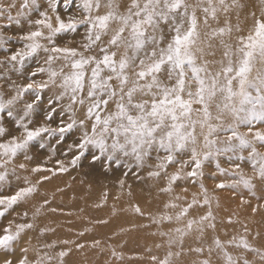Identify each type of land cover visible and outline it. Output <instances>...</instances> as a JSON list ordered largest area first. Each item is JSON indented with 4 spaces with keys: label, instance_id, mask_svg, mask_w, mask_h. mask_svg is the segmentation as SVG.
Wrapping results in <instances>:
<instances>
[{
    "label": "snow or ice",
    "instance_id": "6c2138e0",
    "mask_svg": "<svg viewBox=\"0 0 264 264\" xmlns=\"http://www.w3.org/2000/svg\"><path fill=\"white\" fill-rule=\"evenodd\" d=\"M13 28L17 33L9 34ZM0 81V218L82 159L129 171L147 166L148 178L163 180L158 192L169 197L147 218L176 225L159 232L168 251L151 256L152 264H187L190 253L198 257L192 264H214V256L221 264H249L228 249L259 251L244 236L209 233L218 229L219 193L230 192L241 206L251 197L253 214L264 209V0H0ZM72 134L78 135L63 152L71 153L67 163L48 167ZM34 145L47 149V160L32 164ZM13 178L23 186L13 189ZM182 182L198 191L177 204L184 198L173 194ZM49 204L44 198L31 222L25 210L24 222L0 227L2 264H66L73 246L85 247L60 239L64 247L54 251L58 243L46 237L55 229L45 226L37 230L41 246L28 240L21 256L9 258ZM131 207L145 215L138 204ZM101 245L93 239L88 246ZM111 255L122 259L115 248ZM259 257L264 261V251Z\"/></svg>",
    "mask_w": 264,
    "mask_h": 264
},
{
    "label": "rangeland",
    "instance_id": "374dc122",
    "mask_svg": "<svg viewBox=\"0 0 264 264\" xmlns=\"http://www.w3.org/2000/svg\"><path fill=\"white\" fill-rule=\"evenodd\" d=\"M252 4H256V0H252ZM15 28L9 30V34H16ZM79 39V37H77ZM14 43V42H13ZM19 46V45H15ZM34 66V65H33ZM3 81H0L2 83ZM78 134L70 135L62 145L57 146V152L48 161V167H55L57 159L65 161L70 158L63 155L67 151V145L77 138ZM30 155L34 157L32 164L41 163L48 159L49 153L47 149H39L34 145L30 150ZM163 155V153H161ZM156 153H153V160ZM90 158V157H89ZM130 165L132 162H129ZM67 173L58 174L50 181L44 183L39 188L37 195L28 202L21 204L6 215L0 218V227L6 226L9 221L24 222L21 215L25 210L28 211V220L31 222L32 212L35 207L42 203L44 198L50 201V204L42 210L39 219L36 221V229L26 233L19 244L14 248V255L9 258L15 259L22 255L20 249L26 247L27 241L31 240L35 246H41L45 238H38L37 230L40 227H48L55 229L54 233H49L46 237L47 241H58L60 239H74L79 243L85 244V247L79 251L73 246L71 254L66 258V264H152L151 256L163 258L168 251L166 244L167 237H162L159 232H168L170 227L176 225H152L147 218L148 214L158 215L163 211V203L169 199L168 196L158 192V186L164 183L163 180L155 181L148 178V167L136 169L132 166V170L124 168L123 164H111V167L96 162L94 165L89 163V159H82L79 166L75 169L69 165ZM107 168V170H105ZM172 169H169L171 171ZM214 168L209 165L206 170V187L211 192L214 180L210 172ZM127 172V175L124 173ZM27 173L21 174L22 176ZM33 181L36 177H30ZM125 181L124 187L121 188L119 180ZM23 186V180H15L13 178L12 188ZM188 191L184 192L183 189ZM198 191V185L189 182H182L180 187L175 189L173 195H180L184 199L176 201L177 204H184L190 200L193 193ZM107 193L106 202L103 200L104 194ZM131 193V195H129ZM4 194H10L7 190ZM118 198V199H117ZM245 199L250 200V205H240L239 198L233 196L230 192H222L218 194L220 206L217 208L215 203L213 211L216 216L218 229L216 233L209 235H220L222 239H231L233 236H244L249 243L259 251H264V209L258 210L256 214L251 212V207L256 206V201L245 195ZM97 203H103L102 208H97ZM138 204L144 211L145 215H136L132 211V205ZM56 208V212L50 211ZM115 209V215H113ZM172 212L174 210H168ZM195 214V213H193ZM231 217L233 223L228 225L224 222V218ZM107 219V225L95 223L96 220ZM147 225V227H145ZM92 229L84 237H77L78 231L84 228ZM156 233V235H153ZM93 239H100L102 245L100 248H92ZM188 244L195 246L192 237L188 238ZM159 244L160 247H156ZM63 245H59L58 251ZM122 255L121 260H116L111 255L112 249ZM47 251V249H44ZM228 251L236 257L243 255L249 264H264L260 260L259 251L257 253H246L241 249L230 248ZM6 255L0 252V264L2 257ZM30 258H34V253H29ZM198 259L194 253H190L184 258L187 264ZM214 264L221 262L214 256Z\"/></svg>",
    "mask_w": 264,
    "mask_h": 264
}]
</instances>
